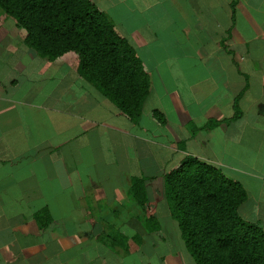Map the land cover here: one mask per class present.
<instances>
[{
    "label": "crops",
    "instance_id": "crops-1",
    "mask_svg": "<svg viewBox=\"0 0 264 264\" xmlns=\"http://www.w3.org/2000/svg\"><path fill=\"white\" fill-rule=\"evenodd\" d=\"M93 1L149 72L138 121L76 51L43 56L0 6V264H196L164 194L186 154L241 181L239 211L264 228V0ZM135 175L146 205L129 193ZM108 224L141 245L112 249Z\"/></svg>",
    "mask_w": 264,
    "mask_h": 264
},
{
    "label": "trees",
    "instance_id": "trees-1",
    "mask_svg": "<svg viewBox=\"0 0 264 264\" xmlns=\"http://www.w3.org/2000/svg\"><path fill=\"white\" fill-rule=\"evenodd\" d=\"M0 6L26 29L28 45L51 60L76 51L81 72L133 121L140 119L151 87L149 72L129 38L93 0H0ZM154 114L165 121L158 110ZM129 193L140 205L149 202L144 175L132 177ZM164 194L196 264H264V228L239 211L248 197L241 181L186 154L165 172ZM140 220L145 231L160 229L156 214ZM101 239L130 253L141 245L142 235H128L108 224Z\"/></svg>",
    "mask_w": 264,
    "mask_h": 264
}]
</instances>
